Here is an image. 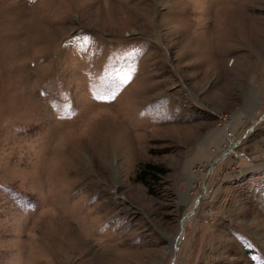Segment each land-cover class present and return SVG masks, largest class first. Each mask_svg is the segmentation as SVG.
Returning <instances> with one entry per match:
<instances>
[{"label": "rangeland", "instance_id": "obj_1", "mask_svg": "<svg viewBox=\"0 0 264 264\" xmlns=\"http://www.w3.org/2000/svg\"><path fill=\"white\" fill-rule=\"evenodd\" d=\"M177 246L264 264V0H0V264Z\"/></svg>", "mask_w": 264, "mask_h": 264}, {"label": "trees", "instance_id": "obj_2", "mask_svg": "<svg viewBox=\"0 0 264 264\" xmlns=\"http://www.w3.org/2000/svg\"><path fill=\"white\" fill-rule=\"evenodd\" d=\"M167 173V170L153 163H146L141 167L137 175L138 182L144 184L150 195L156 194L153 185H157Z\"/></svg>", "mask_w": 264, "mask_h": 264}, {"label": "water", "instance_id": "obj_3", "mask_svg": "<svg viewBox=\"0 0 264 264\" xmlns=\"http://www.w3.org/2000/svg\"><path fill=\"white\" fill-rule=\"evenodd\" d=\"M233 151V149L231 150V152ZM228 152H222V154H221V158H218L217 160H215L214 162H212L211 164H210V170H209V173H208V179H209V177L211 176V174H213V172L215 171V169L217 168V166L224 160V158H225V156H226V154H227ZM207 182H208V180H206V182H205V184H204V192H203V194H201L200 195V197L198 198V200H197V202H196V206H195V208L188 214V216H186L185 218H184V221L183 222H185V219H187L188 217H190L191 215H193L195 212H196V210L199 208V206H200V204H201V202L203 201V199H204V196H205V192H206V187H207ZM183 235H184V227L182 228V232H181V239L183 238ZM178 249H179V246H177L176 247V249H175V256H174V259H173V262H172V264H175V262H176V259H177V252H178Z\"/></svg>", "mask_w": 264, "mask_h": 264}, {"label": "bare ground", "instance_id": "obj_4", "mask_svg": "<svg viewBox=\"0 0 264 264\" xmlns=\"http://www.w3.org/2000/svg\"><path fill=\"white\" fill-rule=\"evenodd\" d=\"M232 145H234V144L232 143Z\"/></svg>", "mask_w": 264, "mask_h": 264}]
</instances>
